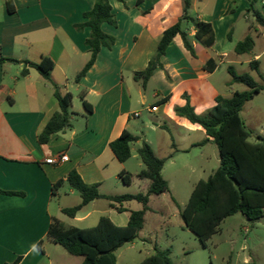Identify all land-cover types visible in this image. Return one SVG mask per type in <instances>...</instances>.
<instances>
[{"label": "crops", "instance_id": "crops-1", "mask_svg": "<svg viewBox=\"0 0 264 264\" xmlns=\"http://www.w3.org/2000/svg\"><path fill=\"white\" fill-rule=\"evenodd\" d=\"M232 1L192 0L190 15L212 25L215 43L205 47L194 41V57L177 36L161 60L163 68H158L143 88L133 75L147 68L164 31L181 18L182 0H109L117 27L103 24L102 29L115 37V45L112 49H101L94 66L79 82L76 76L90 58L86 41L91 30L86 27L79 31L75 26L85 22L83 15L93 9L95 0H0V58L20 61L0 63V264H57L53 252L59 245L48 237L53 218L78 228L77 224L92 219L93 211L84 213L88 208L107 207V214L100 216L97 224L102 217H108L119 227L128 224L131 212L128 207L134 201L115 204L116 208H112L109 200L97 199L84 206L74 218L65 215L63 209L71 207L62 203L59 189L68 184L64 183L55 194L53 186L66 181L72 171L85 184L96 185L102 195H127L128 186L119 174L129 173L132 183L140 180L137 175L144 164L138 149L142 141L151 146L158 158L166 160L162 171L165 180L167 168L174 176L186 173L188 177L199 174L208 178L217 170L218 167L208 172L211 154L219 166L217 146L201 126L177 116L174 109L189 102L197 114L205 113L216 105L217 97H230L236 92L224 94V86L218 79H212L221 64L239 62V55L236 52L231 55L227 50L226 41L233 40L235 31H244L239 24L243 15L247 22L250 18L246 14V0H240L236 10L228 13ZM263 29L256 22L249 24V32L264 37ZM194 35L192 27L190 36ZM43 57L55 64L51 81L36 69L21 75L24 61L39 63ZM210 60L215 64L207 68ZM255 60L260 63V55L248 62ZM125 73L129 79H125ZM55 87L62 95L73 96L71 126L41 145L38 141L41 129L60 110L54 96ZM148 93L154 103L146 110L154 116V121L147 128L167 132L171 141L163 136L157 142L146 134L137 136L133 132L134 120L141 118L136 102L144 105ZM83 94L92 106L91 113L83 105ZM166 98L168 101L160 104ZM76 99L81 103L78 109ZM153 106L158 107L156 112L149 111ZM135 113H140V117L135 118ZM125 130L139 139L135 143L140 146L135 151L131 148L130 159L137 160L134 170L128 167L130 159L120 163L110 148ZM59 155L67 156L68 160L56 164L46 162ZM140 182L143 193H147L150 182ZM74 194L70 187L64 197ZM153 196L159 195L150 196L145 222ZM80 203L81 199L74 206ZM118 208L125 210L120 212ZM67 219L77 224H68Z\"/></svg>", "mask_w": 264, "mask_h": 264}, {"label": "trees", "instance_id": "trees-1", "mask_svg": "<svg viewBox=\"0 0 264 264\" xmlns=\"http://www.w3.org/2000/svg\"><path fill=\"white\" fill-rule=\"evenodd\" d=\"M182 1L181 18L164 31L157 51L147 68L133 75V79L140 82L143 88L146 87L154 72L158 68H163L161 60L177 36L181 38L185 49L194 57L196 56L194 41L205 47H211L215 43L212 25L198 21L190 15L192 0ZM239 1H232L228 13L236 10ZM246 2L248 4L246 14L252 13L256 24L264 27V14L254 9L257 0H246ZM8 6L9 11L12 12L10 1ZM83 17L85 22L76 25L75 28L79 31L86 27L90 28V37L86 41V45L90 48V58L76 76V82H79L91 70L101 49H112L116 41L115 37L106 34L102 29L103 24L117 27V19L109 0H95L93 9L84 13ZM192 27L195 29L194 37L190 36ZM254 48L255 40L248 35L237 43L235 52L238 55L248 54ZM6 61L20 63L14 59L0 58V63ZM23 64L25 68L21 73L22 76H26L29 69H36L44 79L51 81L55 64L50 58L43 57L39 63L24 61ZM213 64H215L214 60H210L207 68ZM259 65L258 60L250 63L251 69L256 72H259ZM228 71L232 76L231 84H243L247 90L236 91L230 97H217L216 105L203 115L197 114L189 102L183 107L174 109L177 116L201 126L219 151L220 163L217 170L207 180H201L196 184L188 203L180 212L185 228L191 231L204 246L220 232L223 221L231 216L241 214L251 221L264 218V137L258 136L255 141H251V133L241 117L244 106L263 92L264 86H259L248 73L237 74L233 67H229ZM54 96L60 110L53 114L41 129L38 135L41 145H46L54 134L63 132L71 126L72 94L62 95L55 87ZM81 99L86 111L91 113L92 106L85 100L84 94ZM167 101L168 98L160 104ZM138 140L125 130L110 144L111 150L120 163H125L131 158V145ZM138 155L144 164V169L137 177L150 182L147 193L105 196L98 191L96 185L85 184L76 171L70 172L66 181L61 180L53 186V194L64 183L79 193L81 203L63 209V213L71 218H74L84 206L97 199L109 200L112 208H116L115 204L131 201H137L142 205L141 210L130 212V219L125 227L116 226L108 217H102L97 226L86 229L69 227L53 218L48 237L69 254L82 257L81 264H117L116 251L139 238L144 227L145 214L149 210L150 196L162 195L170 191L169 183L162 175L166 160L158 158L145 141H142ZM119 177L125 185H131L132 176L129 173L122 171ZM123 210L125 209L118 208L120 212ZM169 253V250H155L154 254L140 264H171ZM244 264L257 263L251 261Z\"/></svg>", "mask_w": 264, "mask_h": 264}, {"label": "rangeland", "instance_id": "rangeland-1", "mask_svg": "<svg viewBox=\"0 0 264 264\" xmlns=\"http://www.w3.org/2000/svg\"><path fill=\"white\" fill-rule=\"evenodd\" d=\"M263 1L257 0L254 9L264 14ZM243 16L239 24L244 28V31H235L233 40L226 41V48L231 52V55H235L237 43L248 35L254 38L256 47L248 54L239 55L238 63L220 65L212 79H218L219 83L224 86V94L247 90V87L243 84H226L232 81V76L228 71L229 66H232L237 74H250L259 86H264V37L254 31L249 32V24H254L255 22L252 13L249 14L250 19L248 22ZM262 32L264 33V29ZM256 55H260L259 72L253 71L248 62L250 58H254ZM125 79H129L128 73H125ZM146 98L147 102L144 105H141V101L136 102L135 108L141 112V118L134 120L133 132L137 136L146 134L157 142L161 141L163 136L164 139H170L171 141L170 134L167 132L161 130L153 132L147 128L154 121V116L149 114L146 109L154 103V99L151 93H148ZM75 103L76 109H78L79 105H81L79 99H76ZM209 111L199 115L206 114ZM241 117L251 133V141H255L258 136L264 137V91L256 95L253 100L244 106ZM171 134L174 135L175 133L172 131ZM138 146L140 145L132 143L131 148L135 151ZM128 167L131 170L136 169L137 160L130 159ZM217 167L218 164L215 157L211 154L208 172L215 170ZM164 176L166 180L170 181V193L153 196L150 203L151 211L146 216V222L139 238L133 243L125 244L116 251L117 264H140L148 256L154 254L155 250H169L171 264H244L251 261L257 264H264V218L251 221L241 214L231 216L223 221L220 225V232L214 235L204 246L191 231L185 228L180 212L188 203L194 185L199 178L207 180L208 177H199V174L188 177L189 175L186 173L181 174V176H174L169 168L165 170ZM133 181L126 188V192L132 195L143 193L140 180ZM59 190L62 203L66 206L72 207L80 202L81 197L77 192H75L74 196L64 197L65 194H69V185L61 187ZM57 201L58 197L55 198V204ZM100 203L106 205L104 201ZM128 208L131 211H138L141 210L142 205L134 201L130 203ZM88 211H93V217L86 223L77 224L68 219L67 223L77 224L76 226L81 229L95 227L98 218L106 215L108 208L97 210L88 208L84 213ZM53 257L57 259V264H81L83 261L82 257L69 254L61 246L53 252Z\"/></svg>", "mask_w": 264, "mask_h": 264}, {"label": "built area", "instance_id": "built-area-1", "mask_svg": "<svg viewBox=\"0 0 264 264\" xmlns=\"http://www.w3.org/2000/svg\"><path fill=\"white\" fill-rule=\"evenodd\" d=\"M158 110V107H156V106H153V107H151L150 109H149V111H151V112H156ZM134 117L135 118H139L140 117V113H135L134 114ZM68 160V157L67 156H65V155H59L58 157H57V159L55 158H53V159H48L46 162L48 163V164H56V163H59V162H65V161H67Z\"/></svg>", "mask_w": 264, "mask_h": 264}]
</instances>
